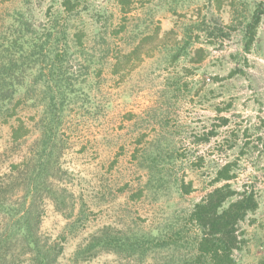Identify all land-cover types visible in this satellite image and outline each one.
<instances>
[{
  "label": "rangeland",
  "instance_id": "obj_1",
  "mask_svg": "<svg viewBox=\"0 0 264 264\" xmlns=\"http://www.w3.org/2000/svg\"><path fill=\"white\" fill-rule=\"evenodd\" d=\"M62 1L0 0V31L18 9L29 8L46 21L48 9L58 11ZM86 1L93 12L108 16L109 32L127 23V30L115 38L111 62L157 26L161 32L157 40L145 41L128 65L123 58L118 74L108 62L95 100V119L71 108L62 162L70 173L67 184L75 193L76 212L83 202L88 219L83 230L65 242L62 264H119L113 254L80 263L72 257L79 243L106 224L152 230L172 219L185 223L194 203L212 189L215 171L228 162L237 173L232 186L253 188L260 201L259 209L241 223L248 244L237 255L239 264H264V17L251 51L244 48L245 23L260 0H131L127 14L120 0ZM185 35L192 37L188 52L171 61ZM198 49L205 51L202 61ZM221 117L229 122L223 125ZM211 130L217 134L201 140ZM11 133V124H0V174L38 135L33 131L17 146ZM157 144L174 150L175 157L168 164L169 190L160 196L150 192L142 164L149 158L148 148ZM176 179L192 183V191L179 194L173 186ZM45 209L42 232L59 239L67 220L52 201H46Z\"/></svg>",
  "mask_w": 264,
  "mask_h": 264
},
{
  "label": "trees",
  "instance_id": "obj_2",
  "mask_svg": "<svg viewBox=\"0 0 264 264\" xmlns=\"http://www.w3.org/2000/svg\"><path fill=\"white\" fill-rule=\"evenodd\" d=\"M84 1L63 0L58 11L48 9L46 21L37 19L29 8L18 9L0 31V124L12 125V142L17 146L33 131L38 133L25 154L0 174V264H62L65 242L79 234L88 219L83 202L76 212L75 193L67 184L70 173L62 162L71 108L95 119L99 113L95 100L108 62L113 74H118L123 58L128 65L145 41L160 38L157 26L153 34L138 39L133 50L116 55L111 62L115 38L127 30V23L109 32L108 16L93 12L90 2ZM131 2L120 0L124 14ZM263 17L264 0H260L245 23L247 52L257 40ZM219 32L226 34L222 28ZM191 43V35H185L170 60H180ZM198 50L202 61L205 51ZM221 121L223 125L229 122L224 117ZM216 134L211 130L201 140L207 142ZM148 155L142 161L149 174L147 186L160 196L169 190L165 188L170 185L168 164L175 158L174 150L157 144L148 148ZM236 177L233 162L219 167L211 180L212 189L194 203L185 223L172 219L152 230L111 224L98 227L79 243L72 261L113 254L119 264H239L237 255L248 244L241 223L259 209L260 201L253 188L235 189L230 181ZM173 186L179 194L192 191V183L183 180H174ZM47 200L67 220L59 239L42 232Z\"/></svg>",
  "mask_w": 264,
  "mask_h": 264
}]
</instances>
